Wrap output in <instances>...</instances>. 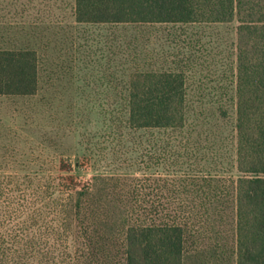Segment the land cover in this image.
Instances as JSON below:
<instances>
[{
  "label": "rangeland",
  "instance_id": "obj_1",
  "mask_svg": "<svg viewBox=\"0 0 264 264\" xmlns=\"http://www.w3.org/2000/svg\"><path fill=\"white\" fill-rule=\"evenodd\" d=\"M235 41L236 22L83 23L76 17V0H0V49H32L39 60L36 94H0V262H18L22 247L24 254L38 253L37 264H91L82 256L89 252L87 231L77 215L75 220L70 217L69 209L100 172L107 174L102 168L108 162H127L108 175L117 194H127L122 203L148 208L193 200L182 187L174 189V180L184 172L176 169H220L228 159L232 164L236 108L228 101L234 94L228 68L234 62ZM136 53L146 67L189 62L194 99L203 95L207 107L228 106L229 117L219 120L223 137L215 145L217 153L201 149L195 155L196 144L172 130L128 131L124 142L115 140L117 88L112 76L118 63L123 67ZM203 143L211 146L213 141ZM225 174L227 179L229 174L238 176L236 171ZM129 191L134 195L128 197ZM232 211L231 206L229 218L216 222L221 244H233ZM208 226L195 222L190 228L188 264H201L198 256L208 257L209 249L215 262V231L211 234Z\"/></svg>",
  "mask_w": 264,
  "mask_h": 264
},
{
  "label": "trees",
  "instance_id": "obj_2",
  "mask_svg": "<svg viewBox=\"0 0 264 264\" xmlns=\"http://www.w3.org/2000/svg\"><path fill=\"white\" fill-rule=\"evenodd\" d=\"M76 17L83 23L141 26L236 22L235 58L228 68L234 85L228 101L236 108L234 162L228 159L227 166L220 169H176L184 172L174 180V189L182 187L193 200L153 208L122 203L127 194L119 196L108 175L127 162H108L102 168L107 174L100 172L69 209L70 217L75 220L77 215L87 231L84 237L89 252L82 256L91 264H188V236L197 222L208 223L211 234L215 231L211 238L215 236L217 242V249H212L215 262L209 258V249L208 257L198 256L201 264H264V0H76ZM133 57L123 67L118 63L112 76L117 88L113 95L115 140L124 142L126 134L140 130H172L196 144L195 155L201 149L217 153L215 145L223 137L219 120L229 117L228 106L207 107L203 95L198 96L199 101L194 99L189 62L146 67L137 53ZM38 90L36 51L0 49V94L34 95ZM204 140L213 144L204 145ZM233 171L236 178L229 174ZM225 173L230 179L221 175ZM132 195L129 191L128 197ZM231 206L233 244L228 240L221 244L216 222L229 218ZM221 246L223 250L218 252ZM21 248L18 262L4 259L0 264H37L38 253L24 254Z\"/></svg>",
  "mask_w": 264,
  "mask_h": 264
}]
</instances>
